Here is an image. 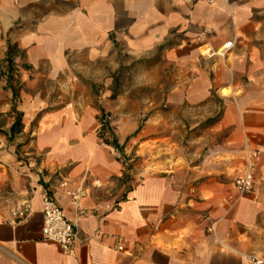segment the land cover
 I'll return each mask as SVG.
<instances>
[{"label":"crops","instance_id":"obj_1","mask_svg":"<svg viewBox=\"0 0 264 264\" xmlns=\"http://www.w3.org/2000/svg\"><path fill=\"white\" fill-rule=\"evenodd\" d=\"M7 42L29 66L49 63L52 77L69 54L97 61L115 46L136 56L165 47L185 80L167 103L201 107L214 93L216 126L229 134L203 162L150 167L127 189L123 159L109 136L92 134L91 112L43 116L34 142L47 155L21 192L31 212L0 215V264H248L264 254V0H0V59ZM0 154L1 181L13 155ZM247 171L254 189L240 196L234 179ZM43 192L76 224L70 254L43 238Z\"/></svg>","mask_w":264,"mask_h":264},{"label":"rangeland","instance_id":"obj_2","mask_svg":"<svg viewBox=\"0 0 264 264\" xmlns=\"http://www.w3.org/2000/svg\"><path fill=\"white\" fill-rule=\"evenodd\" d=\"M220 49L215 54L224 58L229 51L220 55ZM112 50L97 61L69 54L68 67L55 77L47 75L49 63L33 68L23 62L17 47L11 74L7 73L5 56L0 59V130L7 131L13 121L8 109L12 89L17 93L15 102L23 114L22 123L31 119L29 129L11 141L0 134V152L8 150L13 155L0 181V215L28 199L22 198L21 192L35 181L29 174L42 172L48 150L37 151L34 141L37 122L47 114L62 111L69 118L91 112V132L97 138L101 137V125L107 124L102 134L116 138L113 149L125 164L122 179L127 189L150 167L203 162L227 138L228 129L216 126L222 103L214 93L201 107L167 103L172 88L185 80L180 62L165 47L141 56L122 47ZM7 77H11L10 83ZM113 92L117 95L111 99ZM39 103L41 108L36 110Z\"/></svg>","mask_w":264,"mask_h":264},{"label":"built area","instance_id":"obj_3","mask_svg":"<svg viewBox=\"0 0 264 264\" xmlns=\"http://www.w3.org/2000/svg\"><path fill=\"white\" fill-rule=\"evenodd\" d=\"M232 46L233 41H228L224 43L218 53L220 55H225ZM234 186L240 196L251 193L254 189L252 174L247 171L243 175L235 178ZM82 196L80 192L72 193V201L77 206V213L79 216L86 214V211L78 204ZM41 201L43 238L57 243L63 253L70 254L78 237L75 222L64 214L57 201L48 192H43L41 194ZM30 212V199H25L11 211L10 215L14 219L23 220L27 218ZM210 228L211 227H209L208 230H210ZM119 248H121V246H119ZM247 260L248 264H264V254H253L248 256Z\"/></svg>","mask_w":264,"mask_h":264},{"label":"trees","instance_id":"obj_4","mask_svg":"<svg viewBox=\"0 0 264 264\" xmlns=\"http://www.w3.org/2000/svg\"><path fill=\"white\" fill-rule=\"evenodd\" d=\"M16 46L14 44H11L10 42H7V50H6V53H5V62H6V67H7V73L8 74H11V71L12 69L14 68V57L15 55L13 54L14 50H15ZM9 76V75H8ZM7 81L8 83H10L11 81V77H7ZM12 92H13V99H12V103H11V108H10V111H9V114L12 115L13 117V122L11 123V125L9 126L8 130L7 131H3V130H0V134L4 135L5 137H7V139L9 141H11L16 134L20 133L22 131V128H23V123H22V117H23V114L21 111L17 110V106H16V102H15V99H16V96H17V93L15 91V89H12ZM117 94L116 93H112L111 95V99L115 98ZM107 124H102V129L100 131V135H101V138H103V134L102 132L105 131V126ZM112 140L110 141V144L112 146L116 145V138L114 135H112Z\"/></svg>","mask_w":264,"mask_h":264}]
</instances>
